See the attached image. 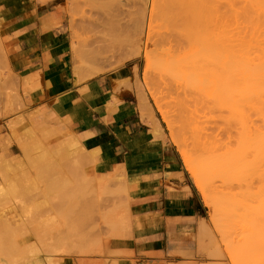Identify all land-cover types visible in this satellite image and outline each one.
Here are the masks:
<instances>
[{"label": "crops", "instance_id": "obj_1", "mask_svg": "<svg viewBox=\"0 0 264 264\" xmlns=\"http://www.w3.org/2000/svg\"><path fill=\"white\" fill-rule=\"evenodd\" d=\"M56 16L54 8L33 0H0V35L4 37L9 68L19 87L26 90L24 108L14 113L9 108L7 117L0 121V188L11 183L20 187L18 193L0 194V202L12 201L7 206L0 204V233L25 234L14 246L29 252L23 264H80L79 260L163 264L174 251L192 248L206 208L186 182L175 148L159 130L155 131L153 116L141 112L127 88L117 86L130 75L120 68L82 79L74 69L69 35L52 26ZM18 116L23 123L16 126ZM80 152L86 159L85 173L94 185L99 179L102 184L118 175L123 177L128 194V229L122 236L105 240L104 254L98 257L65 254L62 240L56 253L47 251L64 233L63 212L57 209L58 214H49L52 212L41 205L57 199L60 189L55 191L49 182L54 177L62 179L65 164L76 162L65 159H74ZM48 153L52 158L46 160L44 154ZM16 198L25 200L22 206L15 203ZM31 205L34 211H24ZM53 216L58 217L55 221L57 226L60 223V230L53 225ZM20 217L23 226L16 224ZM42 232L47 236L45 242L36 235ZM52 233L55 236L49 242L48 234ZM9 255L12 258L13 254Z\"/></svg>", "mask_w": 264, "mask_h": 264}, {"label": "rangeland", "instance_id": "obj_2", "mask_svg": "<svg viewBox=\"0 0 264 264\" xmlns=\"http://www.w3.org/2000/svg\"><path fill=\"white\" fill-rule=\"evenodd\" d=\"M33 1L37 2L41 6L44 5L46 8L50 7L55 9L57 16L53 21L52 26L69 35L74 69L82 79L101 73H109L120 68L126 70L130 76L118 83L117 86L121 85L127 88L136 98L141 112H148L151 116H153L155 120V131L159 130L163 139L175 148L176 160L183 171L186 182H188L199 195L206 208V215L197 228L192 248L188 250L174 251L170 256L171 258L163 264H251V240L255 241L256 239H259L256 241H260L264 238V216L262 215V213L264 214L262 211L264 210V204L262 203L264 199L262 201V197H260L263 193L256 198L259 199L260 197V202H258L259 200L253 202V204H256L258 208L257 212L262 211L257 213L258 216L255 217L257 219L256 222L258 221L259 223H263V225L260 226V228L262 227L261 231L263 233H260V228H258L261 224L257 225L258 227L256 228H258V231L255 228L254 231L257 232L252 233L257 235H253L257 237H254V239L253 236L250 237L251 216L245 215L241 209H238L240 206H233L232 203L234 201L231 202L230 200L232 199L231 195L239 192L240 190L247 195V191L249 189L246 187L245 181L243 180L241 186H239L233 176L231 177V175L229 176L219 173L221 171L212 167H207L210 169L208 172L203 164L196 163L197 160L202 159L209 154V151L205 152L207 146L202 144L201 147L198 145V142L203 143L204 141L206 142V140L209 141L214 134H218L215 135V137H220V141L226 138L225 132H222L220 129L219 123H221V121L219 117H217L219 114L218 112H220L218 106L205 102L203 94L196 93L195 89L190 86V83L192 85L194 82L198 83L199 79L201 82H203L202 80L205 82V78H207V81L209 80L208 82H211V79H216L214 78L216 76L215 74L219 76L220 72L218 71V65L216 64L218 61L216 60L218 59L217 48L220 47V45L217 44L218 40L215 39L216 37H213L215 34H211V32L206 31V33L209 32L207 33L209 35H206L208 37H204V33L202 32H204L203 30H205V28H201V25L203 24L200 25L198 23L200 21L196 24L198 25V28L194 27L196 32L192 31V29H194L192 27L195 23H193V26H191L188 30L191 32H188V21L186 20L187 17L185 12L187 8L178 7V5H176V7H172V11L170 9H165L167 12L164 11V14V7L160 0H157V2L154 0L153 4V0ZM139 1L141 3H139ZM144 1L147 3L146 19L144 24L145 28L144 33L142 34V40H140L139 44L138 32H135L136 25L135 23L133 24L135 21L132 19L138 15V9H141V7L138 6L139 4L141 6ZM214 3L215 1L213 2V6H215ZM159 4L163 7L162 9ZM198 8L200 10L201 7ZM210 10L211 11H209L208 8V12H210L211 15H208L209 18L215 19L216 14L211 12L216 11V9L214 10L212 7ZM169 12L170 15L168 14L167 16L166 14ZM174 13L178 14L174 15ZM204 15L207 16L205 11ZM195 17L194 20L197 19ZM214 19L211 20V22L214 24L212 27H215L213 29H216ZM205 21L210 22V20ZM92 22L95 24L92 25ZM211 29L212 28L209 30L211 31ZM214 31L216 33V30ZM174 32H176V34ZM185 38L187 39L184 40ZM206 38H209V40ZM3 39L4 37L0 35V121L7 117L9 114V108H11L10 113L21 111L24 108L22 104L23 98L26 96V90L19 87L17 77L9 68ZM214 47H216V49ZM179 48L181 49L178 50ZM171 55H173V57H171ZM188 63H192V66H194L192 69L190 68V70ZM189 71H195L193 76H190L193 72ZM217 79L213 81L217 82ZM196 83H194V85ZM205 103L211 106L205 107ZM17 120L18 121L15 123L16 126L23 123L21 116H18ZM255 121L256 122L253 121L251 125H253V123H255L254 125L259 123V119H255ZM261 121L262 120L260 119V125L263 123V121ZM230 123L233 125V121ZM235 125L237 126V124ZM232 127L233 126H231V128ZM235 127L231 130L234 131ZM252 136L256 137L254 132ZM208 137L209 139H207ZM260 137L263 139V134ZM254 139L252 138L251 141ZM208 141L206 143H209ZM21 142L23 143V141ZM212 142L214 141L212 140ZM218 142L215 144H218ZM263 145L264 144H262V146ZM260 151H262V149L259 150V153L257 154L259 157L255 158V161L260 163H253L255 165H251V167L254 166L251 170V176H254V180L251 177V182H253L251 185L253 184L254 186L257 184L258 187H261V182H259V176L261 174H259V172L261 173L264 167V151H262L263 153ZM44 155L46 156H44L46 160L52 158V154L50 153ZM55 155L56 154H54V156ZM64 155L66 156L67 153L64 152ZM259 159L261 160L259 161ZM72 160L76 161L75 164H65L64 168V172L67 174V178L69 180H67L65 175H63V179L56 180V182L60 181L58 182L60 183L59 185L57 183L56 186H53L51 182L54 180L49 182L51 183V188L52 186L54 188L56 187L55 189H61L64 187V189H61L59 192L57 199L54 197L55 202L47 200L42 203L43 209L48 208V210L52 212L49 214L55 215L57 209L59 212L62 211L64 215L63 224H65L63 225L64 233L60 234V236L55 239V242L53 243L54 248H50L49 245L47 250L48 253H56V247L58 245V247H61L62 240L64 245L63 252L65 254H74L79 257H86L89 255H96L97 257L102 256L104 254L103 248L105 240H108L110 237L122 236L128 229L129 201L127 189L123 177L118 175L110 176L109 179H105L102 184L98 183L99 179L97 180V184L94 185L92 179L89 178L88 173H85L87 169L83 168L86 166V159L83 154L80 152L75 155L74 159H65V161L70 162H72ZM186 160H190L193 167L196 168L200 174H202V186L210 201L213 203V208L208 206L204 201L202 192L197 188L195 179L191 171L186 166ZM199 164L203 165V169H201L202 166L199 167ZM260 165H262V168ZM223 175H225L223 177L224 179L227 178L225 179L224 184L221 182V179L224 180L222 178ZM229 177H231L230 180L228 179ZM212 182L214 184H220L221 186L223 185L222 187L219 186V188L224 192H227L225 197L229 198L228 200H222L219 192L215 193L212 191ZM257 185H255L256 187H253L252 189H257ZM13 188L14 190L16 189L15 186H13ZM16 190L17 191L15 193L18 192V189ZM221 200L223 204L221 203ZM15 202L21 205L24 203L22 198H16ZM9 203H12V201L8 202L7 199L0 202V204H3L4 206H7ZM29 208L32 210L34 209L33 206H28V209L26 208L25 211L29 212ZM212 215L213 218H211ZM57 218L58 217L54 218L53 216L54 220ZM16 224L23 226V218L20 217ZM67 227H70V230ZM94 229L95 232L92 231ZM24 235L25 234L23 232L0 233V264L24 263L23 258L28 251L24 250L22 247L14 248L17 243L23 241ZM36 235L39 241L45 242V232L37 233ZM48 235H50V238H48L50 242L52 241L51 237L55 234ZM258 236H262V238L260 239ZM59 238L60 241L58 242ZM236 238H238V240ZM69 239L71 241H69ZM70 243L74 246H71ZM248 243L250 244V247ZM244 250L246 254L250 253V255L247 254L246 256V254L243 253ZM247 250H249V252H247ZM9 253L13 254L12 258L15 260H11L12 258ZM114 253L115 252H113V254ZM89 261L91 263H89ZM79 262L80 264H107L106 260H79ZM252 264H264V260H252Z\"/></svg>", "mask_w": 264, "mask_h": 264}, {"label": "bare ground", "instance_id": "obj_3", "mask_svg": "<svg viewBox=\"0 0 264 264\" xmlns=\"http://www.w3.org/2000/svg\"><path fill=\"white\" fill-rule=\"evenodd\" d=\"M72 1V0H71ZM138 1V0H137ZM142 1V0H141ZM215 1L213 6V2ZM75 2V1H74ZM77 2V1H76ZM157 2V0H156ZM160 2L162 3L164 9L163 12L166 10H171L172 7H176V5H178V7H183V8H187L186 11L184 9V11L186 12V20L187 22V31L191 28V26H194L192 28H198L196 24H203L201 25V28H205V30H203L204 33L203 36L204 37H208L206 35H209L207 33L211 32V34H215L216 37L215 39L218 40V43L220 45V47H218V52H217V60L218 63H216L218 65V71L219 76H217V74H215L217 77L215 76L214 78L217 79H211V82L206 81L204 82V80H202L203 82H201V80L199 79L198 83H196L193 85L190 83V86H192L193 89H195L196 93H200L203 94V98L205 100V102L211 103V105H216L218 106V108L220 109V112H218V116L221 123L220 124V129L222 130V132H225V139L224 140H219L218 137H215V135L218 134H214V136H212L211 139H209V137L206 140V142L208 141L209 143H206L205 141L202 142H198V145H200L202 147V144L206 145L207 148L205 150V152L209 151V154L196 161V163H200L203 164L206 168V170H209L207 167L209 168H216L218 171H221L219 173L225 174V175H231V177L233 176L234 179H236L237 183L239 186H241V183L243 182V180L245 181L246 187L249 189L247 191V195L244 194L241 190L237 193H231V202L234 201L232 203L233 206H240L238 209H241L243 211V213L245 215H250L251 216V236L256 235V234H252V233H256L258 230V228H260V226L263 225V223H258L256 222V216L257 213L260 212H264V210L257 212L258 208L256 206V204H253V202H256V200L258 201L260 199V197H262V201L264 199V167H263V171H261V173L259 172V174H261L259 176V182H261V187H258L257 184V189H252L253 187L255 188L256 186L253 184L251 185V177L253 178L254 176H251V170L253 167H251V165H255L256 163H260L255 161L256 157H259V155H257L259 153V150L262 149V151H264V145L262 146V144H264V138L262 139V137H260L263 134L264 137V0H160ZM212 2V4H211ZM139 3H141L139 1ZM138 3V4H139ZM154 3V0L152 2V4ZM146 1L143 2V4L138 7H141V9H138L139 13L138 15L132 19L133 24L135 23V32H138V43L140 44V40H142V34L144 33V28H145V19H146ZM161 9L163 8L161 6V4H159ZM153 7V5H152ZM198 7H201L199 12L197 13L196 9ZM204 7V8H203ZM216 11H212L211 13H215L216 14V18L215 20V25H216V29H213L215 27H212L213 22H211L209 16L210 12H208V8L209 11L210 8H212ZM215 7V8H214ZM182 8V9H183ZM166 9V10H165ZM178 9V8H176ZM68 10V9H67ZM172 11V10H171ZM175 11V9H174ZM179 11V10H178ZM181 11V10H180ZM203 11V12H202ZM204 11L205 14L207 16L204 15ZM153 12V11H152ZM167 12V11H166ZM136 13V10H135ZM184 13V12H183ZM196 13V14H194ZM203 13V14H202ZM165 14V12H164ZM163 14V15H164ZM168 14L170 15V12L167 13L166 15L168 16ZM176 13H174L175 15ZM178 14V13H177ZM176 14V15H177ZM199 14V15H198ZM201 14V15H200ZM152 15V14H151ZM172 15V14H171ZM198 17H197V16ZM209 15V16H208ZM134 16V15H133ZM182 16V14H181ZM196 16V17H195ZM164 17V16H163ZM172 17V16H171ZM194 17L197 18L194 20ZM184 18V16H183ZM203 18V19H202ZM206 18V19H205ZM209 18V19H208ZM162 19V18H161ZM180 19V18H178ZM200 19V20H198ZM166 20V19H165ZM172 20V19H171ZM202 20V21H201ZM205 20H210V24L205 21ZM200 21V22H198ZM198 22V23H197ZM207 22V23H206ZM95 23L92 22V25H94ZM162 24V23H161ZM178 24V23H177ZM207 24V25H206ZM170 25V24H169ZM199 25V26H200ZM174 26V25H173ZM179 26V25H178ZM177 26V27H178ZM205 26V27H204ZM210 26V27H209ZM72 27V26H71ZM181 27V26H180ZM186 27V25H185ZM186 27V28H187ZM174 28V27H173ZM185 28V29H186ZM192 29V31L196 30ZM210 28L211 31L209 30ZM182 29V28H181ZM200 29V28H199ZM201 29V30H202ZM168 30V29H167ZM200 30V32H201ZM216 30V33L215 31ZM173 31V30H172ZM206 31H209L206 33ZM191 32V31H188ZM194 32V33H195ZM213 32V33H212ZM159 33V31H158ZM176 34V32H174ZM183 34V33H181ZM187 34V33H186ZM147 35V34H146ZM172 35V33H171ZM179 35V33H178ZM176 35V36H178ZM173 36V35H172ZM180 36V35H179ZM200 36V35H199ZM203 37V39H204ZM210 37V36H209ZM171 38V37H170ZM146 39V37H145ZM159 39V38H158ZM165 39V38H164ZM163 39V41H164ZM168 39V38H167ZM187 38H185L184 40H186ZM207 39V38H206ZM170 40V39H169ZM168 40V41H169ZM209 40V38L207 39ZM212 40V39H211ZM159 41V40H158ZM189 41V40H188ZM194 41V40H193ZM213 41V40H212ZM160 43V42H159ZM167 43V42H166ZM211 43V42H210ZM215 43V41H214ZM190 44V43H189ZM194 44V43H193ZM213 45V44H212ZM210 46V45H208ZM183 47V46H182ZM217 47V46H216ZM216 47H214L216 49ZM177 48V47H176ZM184 48V47H183ZM198 48V47H197ZM196 48V49H197ZM213 48V46H212ZM181 48H179L178 50H180ZM191 49V48H190ZM189 50V49H188ZM169 51V49H168ZM189 52V51H188ZM192 52V51H191ZM190 52V53H191ZM184 53V52H183ZM186 53V51H185ZM169 54V53H168ZM173 54V53H172ZM189 54V53H187ZM186 54V55H187ZM181 56V55H180ZM171 57H173V55H171ZM187 57V56H186ZM169 58V57H168ZM178 58V57H177ZM196 58V57H195ZM185 60V59H184ZM171 62V61H170ZM188 62V61H187ZM192 62V61H190ZM169 63V62H168ZM175 63V62H174ZM195 63V62H194ZM208 63V62H207ZM177 64V63H176ZM189 64V63H188ZM183 65V64H182ZM206 65V64H205ZM184 66V65H183ZM212 66V65H211ZM163 67V66H162ZM179 67V66H178ZM187 67V66H186ZM189 70L190 68L192 69V63L188 65ZM202 67V66H201ZM205 67V66H204ZM198 68V67H197ZM179 70V69H177ZM196 70V69H195ZM202 70V69H201ZM204 70V69H203ZM213 70V69H212ZM185 71V70H184ZM211 71V70H210ZM217 71V70H216ZM183 72V71H182ZM189 72H193V71H189ZM195 72V71H194ZM193 73L190 74V76H193ZM197 72V71H196ZM205 73V72H204ZM207 73V72H206ZM184 76V75H183ZM205 77V76H203ZM183 79V78H182ZM191 79V78H190ZM198 79V78H197ZM189 80V79H188ZM178 82V81H177ZM176 85V84H175ZM181 87V85H180ZM176 88V87H175ZM178 88V87H177ZM1 93V92H0ZM184 93V92H183ZM7 95V94H6ZM188 97V96H187ZM186 97V98H187ZM185 98V97H183ZM191 98V97H190ZM196 98V97H195ZM182 99V98H181ZM194 99V98H192ZM187 100V99H186ZM196 102V101H194ZM197 103V102H196ZM203 103V102H202ZM178 104V103H176ZM211 105H207L205 103V107L206 106H211ZM200 108V107H199ZM196 109V108H195ZM179 110V108H178ZM182 112V111H181ZM201 112V111H200ZM204 112V111H203ZM198 113V111H197ZM181 114V113H179ZM184 116V115H183ZM212 116V115H211ZM254 120H253V119ZM204 119V118H203ZM218 119V120H219ZM252 119V121H251ZM255 119H259V123H260V119L263 121V123L260 125L259 123H257L256 125H254L255 123L252 124V122H256ZM206 120V119H205ZM233 121V125H231ZM236 121V122H235ZM261 121V122H262ZM237 124V126L234 124ZM194 123V122H193ZM200 123V122H199ZM191 124V123H190ZM189 124V125H190ZM218 124V125H219ZM188 125V126H189ZM235 127L234 131L231 130V126ZM192 126V125H191ZM199 126V125H198ZM194 127V126H193ZM254 127V128H253ZM208 128V127H207ZM254 129V130H253ZM202 130V129H201ZM206 130V129H205ZM44 131V130H43ZM192 131V130H191ZM217 131V129H216ZM233 131V132H232ZM256 135V137L252 136L253 132ZM27 132V131H26ZM48 132V131H47ZM215 132V131H214ZM252 132V133H251ZM29 134V132H28ZM27 134V135H28ZM47 134V133H45ZM211 134V133H210ZM205 135V134H204ZM22 137V136H21ZM20 137V138H21ZM233 137V138H232ZM205 138V137H204ZM202 138V139H204ZM254 139L251 141V139ZM25 139V138H24ZM201 139V138H200ZM227 139V140H226ZM232 139V140H231ZM27 141V139H25ZM32 140V139H31ZM61 140V139H60ZM212 140L214 142H212ZM20 141V140H19ZM63 141V140H61ZM60 141V142H61ZM67 141V139L65 140ZM63 141V142H65ZM212 143H211V142ZM218 144H215L217 143ZM38 142V141H37ZM68 142V141H67ZM70 142V141H69ZM22 143V142H21ZM206 143V144H205ZM23 144V143H22ZM59 144V142H58ZM64 144V143H62ZM30 145V144H29ZM35 145V144H34ZM70 145V144H69ZM68 145V146H69ZM72 145V143H71ZM61 146V143L58 145ZM66 146V145H65ZM64 146V147H65ZM70 147V146H69ZM68 147V149H69ZM200 147V148H201ZM30 148V147H29ZM60 148V147H59ZM45 149V148H44ZM64 149V148H63ZM67 149V148H66ZM27 150V149H26ZM38 150V149H37ZM40 150V149H39ZM62 150V149H61ZM23 151V150H22ZM31 151V150H30ZM67 151V150H66ZM260 151V152H262ZM34 152V151H33ZM44 152V151H43ZM42 152V153H43ZM47 152V151H46ZM60 152V151H59ZM63 152V151H62ZM74 153V152H73ZM72 153V154H73ZM263 153V152H262ZM39 154V153H38ZM15 155V154H14ZM54 155V154H53ZM257 155V156H256ZM27 156V154H26ZM44 156V155H43ZM39 156H37L38 159ZM46 157V156H45ZM56 157V155H55ZM60 157V156H59ZM26 158V157H25ZM49 158V157H48ZM71 158V157H70ZM30 159V158H29ZM36 159V158H35ZM64 159V158H61ZM73 159V157H72ZM13 159H11L12 161ZM40 160V159H38ZM67 160V159H66ZM261 159H259L260 161ZM28 161V160H27ZM33 161V159H32ZM46 161V160H45ZM54 161V160H53ZM19 162H21V160H19ZM29 162V161H28ZM60 162V160H59ZM67 162V161H66ZM263 162V161H262ZM11 163V162H9ZM15 163V162H14ZM18 163V161H17ZM32 163V162H31ZM65 163V162H63ZM255 163V164H253ZM34 164V163H33ZM32 164V165H33ZM37 164V163H36ZM52 164V163H51ZM54 164V163H53ZM199 164V165H200ZM262 164V163H261ZM7 165V164H6ZM29 165V164H28ZM41 165V164H40ZM59 165V164H58ZM198 165V164H197ZM196 165V166H197ZM203 165H200L199 167H201V169H203ZM263 165V164H262ZM262 165H260V167L262 168ZM19 166V165H18ZM22 166V165H21ZM186 166L187 168L191 171L195 182H196V186L197 188L202 192V196L204 198V201L206 202V204L208 206H210L211 208H213V203L210 201L209 197L207 196L206 192L204 191V188L202 186V174H200L196 168L193 167V165L191 164L190 160H186ZM257 166V165H256ZM23 167V166H22ZM31 167V166H30ZM61 167V166H60ZM259 167V168H260ZM10 168V167H9ZM39 168V167H37ZM256 168V167H255ZM47 169V168H46ZM16 170V169H15ZM258 170V169H257ZM255 170V171H257ZM1 171V170H0ZM51 170H49L50 172ZM57 171V170H56ZM60 171V170H59ZM6 172V171H5ZM7 172H10L7 171ZM18 172V171H16ZM47 172V171H46ZM203 172V171H201ZM253 172V171H252ZM4 173V172H3ZM1 173V174H3ZM25 173V171H24ZM258 173V172H257ZM10 174V173H9ZM8 174V175H9ZM14 174V173H13ZM16 174V173H15ZM49 174V173H48ZM52 174V173H51ZM206 174V173H205ZM255 174V173H254ZM7 174L5 173L4 176H6ZM66 175V174H65ZM223 175L222 178L225 176ZM3 176V175H2ZM15 176V175H14ZM20 176L17 174V177ZM47 176V175H46ZM7 177V176H6ZM4 177V178H6ZM16 177V179H17ZM228 177V176H226ZM229 177L228 179L230 180ZM13 178V177H12ZM15 178V177H14ZM13 178V179H14ZM22 178V177H21ZM32 178V177H31ZM208 178V177H207ZM43 179V178H42ZM47 179V178H46ZM44 179V180H46ZM63 179V177H62ZM224 179V178H223ZM227 179V178H225ZM225 179L222 180L221 182L224 184L225 183ZM258 179V178H257ZM8 180V179H7ZM20 180V179H19ZM22 180L24 181V179L22 178ZM51 183L53 184V186H56V184L58 182H56V180L59 179H55L52 178ZM66 180V178H65ZM207 180V179H206ZM254 180V178H253ZM15 181V180H14ZM31 181V180H30ZM62 181V180H61ZM208 181V180H207ZM48 183V181H46ZM63 182V181H62ZM65 182V181H64ZM67 182V181H66ZM211 182V181H209ZM258 182V183H259ZM7 183V181H6ZM11 183V181H10ZM21 183V182H20ZM28 183V182H27ZM34 183V181L32 182ZM50 183V184H51ZM221 183V184H222ZM13 183H11L10 185H8L6 188H0V194L5 191V192H9L12 193L13 191L16 192L17 188L14 190L12 185ZM16 184V182H15ZM19 184V183H17ZM60 183H58L59 185ZM62 184V183H61ZM64 184V183H63ZM66 184V183H65ZM22 185V184H20ZM25 185V184H23ZM32 185V184H31ZM57 185V187H58ZM214 187H213V186ZM212 191L215 193L221 194L222 200L226 199L228 200L229 198L225 197V195L227 194V192L223 191L222 189L219 188V186H221L220 184H214L212 182ZM233 185V184H232ZM17 186V185H16ZM51 186V185H50ZM52 186V189H55ZM61 186V185H60ZM67 186V185H66ZM223 186V185H222ZM221 186V187H222ZM30 187V186H29ZM28 187V188H29ZM33 187V186H32ZM63 187V186H62ZM20 188V187H19ZM18 188V189H19ZM60 188V187H59ZM241 188V187H240ZM31 189V188H30ZM51 189V188H50ZM64 189V187H63ZM35 190V189H34ZM226 190V189H225ZM31 191V190H30ZM56 191V189H55ZM61 191V189H60ZM19 192V191H18ZM17 192V193H18ZM35 192V191H34ZM32 193V191H31ZM37 193V192H36ZM39 193V192H38ZM263 193V194H262ZM13 194V193H12ZM56 194V193H55ZM65 194V193H64ZM75 194V193H74ZM259 194V195H258ZM262 194V196H260ZM35 196V195H34ZM47 196V195H46ZM258 196L259 199H256ZM15 197V195H14ZM41 197V196H40ZM224 197V198H223ZM35 198V197H34ZM54 198V197H53ZM52 198V199H53ZM3 199V198H2ZM33 199V198H32ZM31 199V200H32ZM41 199V198H40ZM47 199V197H46ZM1 200V199H0ZM14 200V199H13ZM221 200V203H222ZM4 201V200H3ZM25 201V200H24ZM43 201V200H42ZM49 201V200H48ZM54 201V199L52 200ZM17 202V201H16ZM15 202V203H16ZM31 202V201H30ZM38 202V199H37ZM40 202V201H39ZM55 202V201H54ZM224 202V201H223ZM260 202V200L258 201ZM257 202V204H258ZM43 203V202H42ZM57 203V201H56ZM264 204V201L262 202ZM261 203V204H262ZM40 204V203H39ZM223 204V203H222ZM261 204H259L260 206H262ZM37 206H39L38 204H35ZM41 205V204H40ZM44 205V204H43ZM53 205V204H52ZM22 206V205H21ZM20 206V207H21ZM32 206V205H31ZM42 206V205H41ZM39 206V207H41ZM38 207V209H39ZM71 207V206H70ZM34 208V206H33ZM53 208V206H52ZM58 208V207H57ZM23 209V208H22ZM28 209V207H27ZM30 209V208H29ZM51 209V208H50ZM55 209V208H54ZM74 209V208H73ZM260 209V208H259ZM32 209H30L29 212H31ZM44 210V209H43ZM240 210V211H241ZM25 211V210H24ZM34 211V210H33ZM42 211V210H41ZM241 211V212H242ZM69 212V210H68ZM13 213V212H12ZM25 213V212H24ZM70 213V212H69ZM75 213V212H74ZM73 213V214H74ZM33 214V213H32ZM35 214V213H34ZM41 214V213H40ZM39 214V215H40ZM43 214V213H42ZM58 214V212L56 213ZM55 214V215H56ZM63 214V213H62ZM37 215V214H36ZM70 215V214H69ZM72 215V214H71ZM77 215V214H76ZM262 215L264 216V214L262 213ZM13 216V214H12ZM29 216V215H28ZM64 216V215H63ZM74 216V215H72ZM23 217V216H22ZM44 217V216H43ZM245 217V216H244ZM53 218V217H52ZM55 218V216H54ZM211 218H213V215L211 216ZM247 218V217H246ZM260 218V217H259ZM7 219V218H6ZM26 219V218H25ZM35 219V218H34ZM49 219V218H48ZM58 219V218H57ZM243 219V218H241ZM255 219V221H254ZM264 219V218H263ZM32 220V219H31ZM42 220V219H40ZM70 220V219H68ZM250 220V219H249ZM248 220V221H249ZM48 221V220H47ZM46 221V222H47ZM54 223L53 225L56 227V229L59 228V226H57L56 221L53 219ZM261 221V220H260ZM33 222V221H32ZM37 222V221H36ZM74 222V221H73ZM247 222V221H246ZM245 222V223H246ZM250 222V221H249ZM248 222V223H249ZM41 223V222H40ZM43 223V222H42ZM41 223V224H42ZM51 223V222H50ZM63 223V222H62ZM238 223V222H237ZM38 224V223H37ZM45 224V223H44ZM47 224V223H46ZM261 224V225H259ZM65 225V224H63ZM67 225V224H66ZM239 225V224H238ZM247 225V224H246ZM256 225V226H255ZM259 225V227L257 226ZM45 226V225H44ZM70 226V225H69ZM72 226V225H71ZM250 226V225H249ZM53 227V228H55ZM64 227V226H63ZM237 227V226H236ZM242 227V226H241ZM245 227V226H243ZM258 227V228H256ZM68 228V227H67ZM70 228V227H69ZM68 228V229H69ZM256 228L257 231H254V229ZM50 229V228H49ZM52 229V228H51ZM56 229H52L53 231H55ZM62 229V228H61ZM243 229V228H242ZM44 230V229H43ZM60 230V228L58 229ZM57 230V231H58ZM70 230V229H69ZM262 227L260 228V233H263L262 231ZM50 231V230H49ZM51 231V232H53ZM67 231V230H66ZM59 232V231H58ZM63 232V231H62ZM67 233V232H66ZM73 233V232H72ZM54 234V233H52ZM71 234V233H69ZM245 234V233H244ZM57 235V234H56ZM75 235V234H74ZM55 236V235H54ZM257 236V235H256ZM263 236V235H262ZM262 236H258L260 239L262 238ZM47 237V236H46ZM57 237V236H56ZM63 237V236H62ZM255 236H253L254 238ZM250 238V239H253ZM257 238V237H255ZM254 238V239H255ZM56 239V238H55ZM238 240V238H236ZM248 240V239H246ZM245 240V241H246ZM259 240V239H256ZM252 241L251 240V264H252V260H264V238L261 239L260 241ZM60 241V238L58 239V242ZM69 241H71L69 239ZM249 241V240H248ZM57 242V243H58ZM243 242V240H242ZM250 242V241H249ZM258 242V243H257ZM73 243V240H72ZM72 243L71 246L73 245ZM249 244V243H248ZM48 245V244H46ZM59 246V245H58ZM70 246V247H71ZM74 246V245H73ZM240 246V245H238ZM237 246V248H238ZM248 246V245H247ZM250 247V244H249ZM53 248V247H52ZM59 248V247H58ZM248 248V247H247ZM246 248V249H247ZM241 249V247H240ZM244 249V248H243ZM242 249V250H243ZM240 250V251H242ZM48 251V250H47ZM50 251V250H49ZM247 252H249V250H247ZM243 253L246 254L245 250L243 251ZM242 254V253H241ZM250 255V253H247ZM246 254V256H247ZM243 256V255H242ZM241 256V257H242ZM245 257V255H244ZM47 258V257H46ZM247 258V257H246ZM249 258V256H248ZM237 260V259H236Z\"/></svg>", "mask_w": 264, "mask_h": 264}]
</instances>
